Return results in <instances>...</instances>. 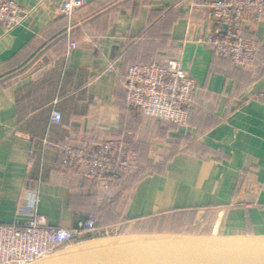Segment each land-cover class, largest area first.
Returning <instances> with one entry per match:
<instances>
[{"label": "crops", "instance_id": "1", "mask_svg": "<svg viewBox=\"0 0 264 264\" xmlns=\"http://www.w3.org/2000/svg\"><path fill=\"white\" fill-rule=\"evenodd\" d=\"M16 1L25 21L0 26V224L23 226L38 213L48 226L73 227L99 214L112 224L105 235H264V101L255 98L264 17L247 28L258 50L241 67L198 40L215 29L208 0H88L71 17L61 0ZM70 41L78 46L68 52ZM170 59L198 82L187 125L125 103L130 64ZM108 137L138 155L121 180L63 168L58 143ZM248 179L258 186L250 195ZM247 196L251 204L234 203Z\"/></svg>", "mask_w": 264, "mask_h": 264}, {"label": "built area", "instance_id": "2", "mask_svg": "<svg viewBox=\"0 0 264 264\" xmlns=\"http://www.w3.org/2000/svg\"><path fill=\"white\" fill-rule=\"evenodd\" d=\"M87 2L61 0L58 11L71 17ZM191 5L199 7V3L193 0ZM203 7L209 11L210 20L219 26L198 40L210 45L216 55L238 66H252L258 41L247 34V28L264 17V0H208ZM28 13L29 10L16 0H0V26L6 31L21 25ZM223 23L227 25L225 31L220 26ZM77 46L76 41H70L68 52ZM197 87V80L178 59L164 63H132L127 68L124 82L125 103L139 115L187 125ZM255 98L264 101V90ZM51 121H62V113L58 109L52 110ZM57 147L64 169L98 181H116L138 161L137 153L122 137L85 138L77 144L60 142ZM245 181L248 182L246 194L255 193L258 186L253 188L251 179ZM249 199V196L239 197L234 203L251 204ZM107 230L95 214L79 220L73 227L48 226L46 217L38 213L23 226L0 224V264L32 263L83 240L87 237L85 235L105 236Z\"/></svg>", "mask_w": 264, "mask_h": 264}, {"label": "water", "instance_id": "3", "mask_svg": "<svg viewBox=\"0 0 264 264\" xmlns=\"http://www.w3.org/2000/svg\"><path fill=\"white\" fill-rule=\"evenodd\" d=\"M220 26L226 30L225 23ZM28 264H264V235L132 233L86 237Z\"/></svg>", "mask_w": 264, "mask_h": 264}, {"label": "trees", "instance_id": "4", "mask_svg": "<svg viewBox=\"0 0 264 264\" xmlns=\"http://www.w3.org/2000/svg\"><path fill=\"white\" fill-rule=\"evenodd\" d=\"M162 122H164V121H162ZM167 123V122H166ZM136 165H137V163H136ZM124 177V175L123 176H121L120 178H118L116 181H118V180H121L122 178ZM100 220H102V227L104 228V229H107L109 226H111L112 224H107V223H105V221L100 217V215L99 214H95ZM122 221H124V220H122ZM124 223H126L125 221H124ZM97 235V234H96ZM93 236H95V235H93ZM93 236H91V237H93ZM90 237V236H89Z\"/></svg>", "mask_w": 264, "mask_h": 264}]
</instances>
